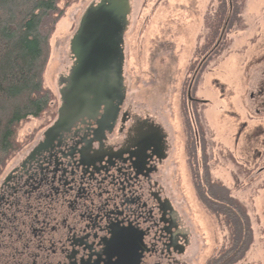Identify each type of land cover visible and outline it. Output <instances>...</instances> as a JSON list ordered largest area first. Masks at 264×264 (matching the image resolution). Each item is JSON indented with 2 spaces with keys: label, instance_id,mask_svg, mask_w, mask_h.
Instances as JSON below:
<instances>
[{
  "label": "flooded vegetation",
  "instance_id": "1",
  "mask_svg": "<svg viewBox=\"0 0 264 264\" xmlns=\"http://www.w3.org/2000/svg\"><path fill=\"white\" fill-rule=\"evenodd\" d=\"M232 6L218 45L227 0L144 1L111 130L77 123L0 187V264H264V0Z\"/></svg>",
  "mask_w": 264,
  "mask_h": 264
},
{
  "label": "water",
  "instance_id": "2",
  "mask_svg": "<svg viewBox=\"0 0 264 264\" xmlns=\"http://www.w3.org/2000/svg\"><path fill=\"white\" fill-rule=\"evenodd\" d=\"M227 3L228 13L218 45L233 14L232 0ZM132 8L131 0H101L83 15L79 27L69 39L73 59L67 75L61 76L59 82L60 103L56 119L31 149L29 157L14 170L24 168L26 164L36 162L37 157L53 151L79 122L101 118L97 133L111 130L124 101L123 45ZM94 154L96 157L101 155L99 151ZM81 155L83 160L89 159V148ZM3 178L0 177V182ZM4 180L0 183L3 186L12 178Z\"/></svg>",
  "mask_w": 264,
  "mask_h": 264
},
{
  "label": "trees",
  "instance_id": "3",
  "mask_svg": "<svg viewBox=\"0 0 264 264\" xmlns=\"http://www.w3.org/2000/svg\"><path fill=\"white\" fill-rule=\"evenodd\" d=\"M61 1L0 0V176L34 140L19 142L24 126L53 117L55 96L46 74L52 41L65 15Z\"/></svg>",
  "mask_w": 264,
  "mask_h": 264
},
{
  "label": "rangeland",
  "instance_id": "4",
  "mask_svg": "<svg viewBox=\"0 0 264 264\" xmlns=\"http://www.w3.org/2000/svg\"><path fill=\"white\" fill-rule=\"evenodd\" d=\"M95 1H97V0H76V1L63 0V1H61V3H60L61 9H65L67 4H69V6H70L71 4L77 3V5L73 6L70 10L67 11V14H69V16L65 17V15H64L65 18L60 21V23L57 27L56 34L54 35V38L52 41V55H51L49 67H48L47 74H46V82H47L48 88L52 91V93L55 96V101L51 104L52 113H54L53 117L51 118V117L45 116V118H43V119L33 120V121L30 120L24 126V128L22 129V132L20 133L19 139H18L19 142L20 143L23 142L28 137L33 138L34 140L31 144L27 145L15 157V159L12 160V162L9 164L8 168L5 170V172L0 177H4L5 179L8 178L9 174L16 167L21 165L25 161V159H27L29 157V155L31 153V149L34 147L36 142L38 140L42 139L41 137H42V134L44 133V131L47 128H49L52 125V123L55 121L57 110H58L59 103H60L59 88L57 87V84H58L57 81H58V78L60 76L67 75V73H68V71L72 65L69 42L67 43V41H68L69 37L75 32L76 28L75 29L73 28V30L71 32L68 31L67 37H65L66 35L62 36L60 34L62 32H67V31H64L65 29L64 30H62V29L68 24V21L71 22V24L75 26V21H76V18L79 16V14L83 13L85 11V9L91 3L95 2ZM144 1L145 0H131L132 7H133L132 8V15H131L132 21H134V18L138 17L140 15V13L142 12ZM221 4H222V1H221ZM148 6H150V4ZM34 133H35V136L33 137ZM32 166L34 167L31 170L32 172L29 173V167L27 169H25V171H24L23 176L26 179H28L29 177H34V176H37V178L39 177V173H38L39 170L37 168H35L37 165L33 164ZM4 178L1 180L0 183H2ZM23 178L22 177L18 178L17 180L12 182L10 185L11 186H17L18 184H21V182L24 181ZM4 182H6V180H4ZM11 186H4L3 187V185L0 184V187L7 190L6 197L10 202L15 200L14 196L12 195V193H14V191L12 190ZM37 187H38L37 184H33V183L29 184V188H37ZM16 191H17V189H15V192ZM18 194H20V193H18ZM7 211H8L7 204L0 207L1 213H7Z\"/></svg>",
  "mask_w": 264,
  "mask_h": 264
}]
</instances>
